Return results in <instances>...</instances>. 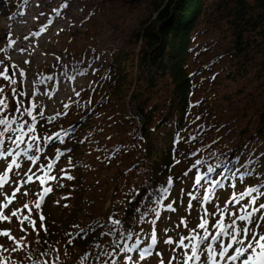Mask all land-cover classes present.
<instances>
[{"label":"rangeland","instance_id":"374dc122","mask_svg":"<svg viewBox=\"0 0 264 264\" xmlns=\"http://www.w3.org/2000/svg\"><path fill=\"white\" fill-rule=\"evenodd\" d=\"M6 1L8 0H0V49L7 47L9 39L15 40L16 43L7 48V51H0V60H4L9 65L15 64L18 69L25 71L24 89L29 96L32 95L34 88L38 89L40 93L50 92L52 94L51 97L39 94L35 97L36 102L42 106L45 117L55 115L57 112L67 113L55 121L57 124L52 125L48 133L37 126L41 136L52 135L61 129L71 128L65 123L85 117L86 110L90 108L91 104L100 102L97 97L99 94L94 95V88L100 81V75L104 73V69L112 57L127 49L138 52L139 48L134 41L135 36L142 31L143 22L153 15L155 6L162 2V0H132L130 2L124 0H65L68 6L65 8L66 13L63 18L55 22L54 28L48 33L35 36V31L39 27H34L32 39L28 42L20 41L21 34L18 30L21 28H18L17 25L23 19L34 21V13L39 11V8L35 7L38 0H28L26 7L23 0L11 11L4 10ZM59 1H53L46 14L42 16V21H45L47 13H50ZM21 10L24 11V15H17ZM59 10L62 12V9ZM217 10V6H213L209 13L210 16L207 17L208 21H203L199 26V30L202 31L197 39L200 49L196 54V59L190 62L191 70L198 72L194 102L196 104L204 103L207 110L216 114L215 118L210 119V125L219 131L226 128V131H220V136L222 140L232 142V145L235 146L239 142H243L245 138H250L248 134L242 138L238 136L239 131L247 126L252 111L258 104L257 100H252L246 93L254 90L257 86L256 82L264 84V75H262L264 72L256 75L250 73L248 78L238 82H232L226 77L229 72V64L222 52L228 46L231 37L225 40V36L230 33L226 32L225 21ZM31 24L22 34L30 32ZM23 45L34 50L32 59L17 54L18 47ZM253 52L257 54L255 62L259 64L260 71H262L264 69V44L254 47ZM25 61H30V63H25ZM77 62H81L78 67L88 69L87 74L78 75L75 80H68L62 74L65 66L71 74V69L73 65H77ZM254 69L257 70L256 67ZM0 71H3L2 66H0ZM9 73H12L11 68H9ZM15 74L20 79L18 70ZM47 76H53V80L47 81L45 79ZM41 80H44V83H39ZM167 81L165 80L161 87H158L152 94L139 99L145 111L152 113L153 124L151 127L154 130H157L159 124H162L161 121L168 111L172 87ZM34 82L36 83L34 84ZM136 83L137 76L134 71L133 88ZM3 84L5 82L0 79V85ZM76 92H79L80 95L76 96ZM89 100L91 103H88ZM129 102L130 98L119 102L113 101L110 105L104 104L101 111L97 113L96 119L92 121L89 126L90 130L87 132L94 134L93 137L88 141L86 148L84 146L80 156L74 157L73 155L71 157L72 162L76 165L74 169L70 170V174L75 177L74 180L60 179L61 169L68 168V159L72 154L67 153L57 162L52 174L58 177L59 184H62L63 187H59L56 182H49L53 192L45 198L42 205V212L46 217L44 224L48 229V234L45 235L43 231H40L39 237H37L36 233L29 228L28 231L31 234L27 236V240L32 242L31 248L26 252L12 254V258L18 264L21 261L23 264H42L44 260L51 261L57 255L55 251L52 253L53 255H48V258L39 257L37 251L43 249L41 247L45 245L43 239L51 237L50 230H54L53 226L58 230L64 219L63 222L67 224L68 229L71 228L69 224L72 221L79 226L93 222L102 224L106 218L109 209L108 201L114 193L116 183L119 184L117 200H120L132 188L135 183L132 165L138 157L139 147L132 137L134 138L136 134L140 136L141 122L139 115L133 111ZM64 104H69L70 107L66 109ZM39 110L37 109V111ZM245 111L248 112L245 113ZM128 116L135 121V125H132ZM81 127H78L79 130L76 131L77 138L87 135L85 131H81ZM156 137L161 139L162 136L156 135ZM216 137L218 138V136L213 138ZM71 139H66L64 144L58 142L54 145L49 144L46 156L49 159L54 158L56 148L66 150ZM256 140L251 141V147L253 148L252 145H254L258 148V152H262L264 146L258 139ZM220 149H226V146ZM40 163L47 164L48 159L42 156ZM4 167L5 165L0 162V171ZM28 167V163L23 165L24 169ZM262 167L261 165L260 169ZM35 170L36 168H33V171ZM261 171L264 173V168ZM82 185L83 190L81 189ZM42 187L39 181L28 184L26 189L28 195L18 194L9 211L22 207L25 202L35 201L38 198L36 194L42 191ZM24 190L21 189V191ZM5 191L11 193L12 188L6 187ZM62 197H68V199ZM56 201L59 203L57 204ZM66 204L67 207H65ZM220 206L223 207L224 203ZM186 208L181 206L179 211L183 212V216L187 219L191 218L190 227H194L198 223L196 218L199 213L198 211L194 213L191 210L189 214L185 211ZM208 209L210 212L213 211L211 207ZM33 217L37 219V228L39 229L40 221L35 212ZM166 221L167 219H165ZM166 225H170V222L167 221ZM172 226L176 232L168 236L175 239L179 232L187 234L186 229L176 228L174 223ZM0 229H11L12 234L17 238L24 235L20 231V225L15 217L12 218L11 223H0ZM76 230L75 228L68 232L75 233ZM70 238L67 235L65 238L56 239L58 241L56 249L59 250V264L73 263V258L69 254L70 252L77 253V250L75 241L72 244H67ZM37 239L40 240L39 244L35 243ZM0 245L6 248L12 246L10 241L3 237H0ZM164 249L162 253L165 264H167L171 253L166 244ZM27 256H31V259H28ZM154 264H158V260Z\"/></svg>","mask_w":264,"mask_h":264},{"label":"trees","instance_id":"16d2710c","mask_svg":"<svg viewBox=\"0 0 264 264\" xmlns=\"http://www.w3.org/2000/svg\"><path fill=\"white\" fill-rule=\"evenodd\" d=\"M13 2L14 0L6 1L4 10H12ZM215 5L225 21L226 32L230 33L225 36V40L231 37L228 46L222 52L229 64V72L226 77L232 82H238L248 78L250 73L256 75L264 72V69L260 71L259 64L255 62L257 54L253 52L254 47L264 44V0H162L159 5L155 6L153 15L141 25L142 31L135 36L134 41L139 48L138 52L127 49L112 57L110 63L105 67L104 73L100 75V81L94 88V95L99 94L97 97L100 102L91 104L90 108L86 110L85 117L65 123L71 127L75 126L73 139L68 146L72 149L71 157L73 155L74 157L80 156L82 149L84 146L86 148L88 141L94 135L87 132L102 106L110 105L113 101L119 102L130 98L129 103L133 111L139 115L141 122L140 136L136 134L134 138L132 137V140L139 146L138 157L132 165L135 183L120 200H117L116 197L119 187L118 182L116 183L114 193L108 201L109 209L104 223L111 213H118L124 221H130L134 216L133 210L138 206L141 207V210L150 206L152 196L156 195L155 189L160 185H165L168 177L172 176L174 187L168 200L164 203L167 204L175 200L178 211L169 213L162 210V215L156 224L159 239L157 250L160 252H163L165 247L163 240L176 232L172 223L176 226L181 218H186L183 216V212L179 211L181 189L184 193L193 190L194 177L198 169L192 168V165L196 159H208L213 164L217 161H228V167L233 171L237 168L243 171V166L246 165L249 158L257 159L256 167L259 176L247 177L243 184L237 181L236 192H241L245 186H252L259 183L260 180H264V173L261 171L264 168V148L262 152H258L256 146L252 145L254 149L251 147V141H257L256 139L264 146V84L256 82L257 86L254 90L246 93L252 100H257L258 104L252 111L247 126L238 133L241 138L245 134L250 135V138H245L243 142H239L235 146L232 145V142L222 140L220 131H226V128L219 131L210 125V119L215 118L216 114L207 110L204 103L196 104L194 102L198 72L191 70L190 62L196 59V54L200 49L197 39L202 31L199 30V26L203 21H208L207 17L210 16L209 13ZM134 71L137 83L133 88ZM165 80H168V84L172 87L168 111L161 121L162 124H159L157 130H154L151 127L153 124L152 113L145 111L139 99L152 94L158 87H161ZM247 112L245 111V113ZM128 119L132 125H135V121L130 116ZM56 124L57 122L46 123L41 120L37 126L48 133L51 126ZM78 127H81L82 132L87 133L85 137L77 138ZM156 135L162 136L161 139ZM214 135L218 138H213ZM177 136L183 138L179 143L176 142ZM192 137L195 139H191ZM82 140L84 142L80 143ZM137 141L139 142L137 143ZM224 146L226 149H220ZM193 153L196 155H192ZM212 153L215 154L214 157L210 156ZM176 160L180 162L175 163ZM261 165L263 167L260 169ZM185 172L188 174L184 175ZM81 189L83 190V185ZM232 191L231 188L218 191L216 195L219 204L225 203L232 195ZM200 194L203 195V190ZM187 204L188 197L185 195L182 207H187ZM192 204V211L196 213L200 207L199 202L192 201ZM209 206L212 207L211 204ZM165 219L170 222V225H166ZM188 220L191 225V218ZM63 221L58 230L53 226L54 230H50L51 237L43 239L47 243L41 246L43 249L37 251L39 257H47L41 255L43 252L53 255L54 249L57 248L58 241L56 239L65 238L69 230H75L72 227L75 225L74 221L71 222L73 224H69L71 225L70 229ZM196 221H198L197 218ZM88 224L90 223L80 225V227ZM143 228L145 232L151 231L149 224H144ZM164 229L173 230L165 234ZM99 233L98 229L95 233L88 235L86 239L77 238L74 240L77 253L70 252L69 254L73 258L72 264H79V258L86 252L91 251L95 255L96 250L91 246L94 239L99 237ZM141 235L143 236L144 233ZM107 241L108 237L100 238L101 243ZM147 243L149 241L145 240V245ZM131 255L134 260L138 258L136 253ZM122 257L123 254L119 258L121 264H123ZM157 260L158 258L153 255L145 261H140L139 264H154ZM89 264H93V262L90 260Z\"/></svg>","mask_w":264,"mask_h":264},{"label":"snow or ice","instance_id":"6c2138e0","mask_svg":"<svg viewBox=\"0 0 264 264\" xmlns=\"http://www.w3.org/2000/svg\"><path fill=\"white\" fill-rule=\"evenodd\" d=\"M28 0H24L25 7ZM38 6V5H37ZM67 2L63 4L66 8ZM56 16H60L59 9H53ZM17 15L23 16L21 10ZM43 15V13H41ZM51 23V21H49ZM46 24L41 31H46ZM39 33H36L38 35ZM27 39V37H25ZM15 40H10L6 48L0 51H7V48L15 45ZM21 53L26 49H20ZM59 60V58H57ZM30 63V61H25ZM73 65L71 74L65 66L63 75L68 80H75L76 76L86 75L88 69L80 68ZM0 79L5 84L0 85V162L5 167L0 171V223H11L12 218H16L20 225V231L23 236L17 238L12 234L11 229H0V237L7 238L11 247L6 248L0 245V264H18L12 258V254L21 251H27L31 248V243L27 236L32 232L39 237L40 231L45 235L48 229L44 224L46 217L42 212V205L45 198L53 192L49 182H56L59 187L58 177L53 175L57 162L72 149L66 151L60 148L55 149V157L49 159L46 156V149L49 144H64L66 139H71L75 133V126L69 129H61L52 135L41 136L38 133L37 125L41 120L46 123L55 122L61 115L67 113L57 112L55 115L45 117L44 110L36 102V95H48L51 93H40L38 89L33 90L31 96L25 91L26 73L23 69H18L15 64H7L0 60ZM9 68L12 73H9ZM19 71L20 79L16 77V71ZM47 81H52L53 76H47ZM36 82H34L35 84ZM39 83H44L41 80ZM6 89H8L6 91ZM76 96L80 93L76 92ZM88 103H91L89 100ZM69 104H64V108H69ZM37 109H40L37 111ZM199 119V118H197ZM177 136L176 142L181 141ZM191 139H195L192 137ZM84 141H80L83 143ZM187 142V141H185ZM192 155H196L193 153ZM42 156L48 159L47 164L40 163ZM210 156L214 157L212 153ZM180 161L176 160L175 163ZM257 159L249 158L244 170L237 168L235 171L228 167V161H217L215 164L210 163L208 159H196L192 168L198 169L194 177L193 190L184 193L181 189L180 205H183V197L187 195L188 204L185 211L191 213L192 201H198L200 207L197 209L199 215L198 223L190 227V221L187 218H181L176 228L187 230L177 233V238L168 236L163 243L168 246L171 253L167 264H264V180L252 186H245L241 192H236L237 181L241 184L247 177H258ZM29 164L24 169L23 165ZM76 165L72 162L71 156L68 159V168L61 169L60 179L74 180L75 177L70 174V170ZM33 168H36L33 171ZM191 170V169H190ZM188 173L185 172L184 175ZM15 177V179H13ZM39 181L42 191L37 193V199L31 203L25 202L22 207L17 209L11 208L17 195L27 196V185ZM6 187H11V193L5 191ZM174 187V180L169 176L165 185H160L155 189L156 195L152 196V204L146 209L141 207L134 209V216L130 221H124L118 213H111L104 224L99 222L90 223L84 227L73 225L76 228L75 233H67L71 237L67 244H72L77 238L86 239L88 235L100 230L99 237L94 239L91 251L86 252L79 258V264H121V254H123V264H139L147 258L155 255L158 258V264H165L163 253L157 250L159 243L156 224L159 221L162 210L169 213L176 212V201L172 200L165 204ZM233 189L232 195L221 207L218 202L216 193L220 190ZM21 189H25L21 191ZM203 190V195L200 194ZM68 199V197H62ZM216 201V203H213ZM58 204L59 201H56ZM211 204L213 211H209L208 205ZM68 205L66 204L65 207ZM35 212L40 221V228H37V219L33 217ZM170 219V217H169ZM151 225V231L145 232L143 225ZM27 225V226H25ZM173 229H164L165 234ZM141 233H144L142 236ZM101 237H108V241L101 243ZM145 240L149 243L145 245ZM35 243L39 244L37 239ZM45 243H47L45 241ZM57 253L54 259L44 260L42 264H59V250L54 249ZM133 253L138 254L137 259H133ZM42 256H48L47 252L41 253ZM31 259V256H27ZM23 264V262H19Z\"/></svg>","mask_w":264,"mask_h":264},{"label":"bare ground","instance_id":"6f19581e","mask_svg":"<svg viewBox=\"0 0 264 264\" xmlns=\"http://www.w3.org/2000/svg\"><path fill=\"white\" fill-rule=\"evenodd\" d=\"M53 1L54 0H38L36 2L35 7L39 8V11H36L34 13V21L30 22L28 19H23L22 21L19 22V25H17V26H18V28H21L18 30L19 34H21L20 41H28L29 42V40L32 39V32L34 31L33 28L36 26L39 27V29L37 31H35V36L50 32L54 28V25H55L54 23L57 21H60L63 18V16L66 13L65 8L63 7L65 0H60L59 3H57L58 5L56 7H54L53 9H62L61 15L56 16V13L52 9V11H50V13H47V17H46L45 21H42V16H44L46 14L47 9L51 6V4H53ZM41 13H43V15H41ZM49 21H51V23H49ZM31 23H33V24H31ZM29 24L32 25V26H30L31 27L30 32L26 33L25 35L22 34L23 31L27 30V28L29 27ZM46 24L48 25L46 31H41V29L44 28V26ZM36 33H39V34L36 35ZM25 37H27V39ZM20 49H26V51L21 53L19 51ZM34 53H35L34 50H32L30 47H26L25 45L19 46L18 50H17V54L25 55V57L29 58V59H32Z\"/></svg>","mask_w":264,"mask_h":264}]
</instances>
